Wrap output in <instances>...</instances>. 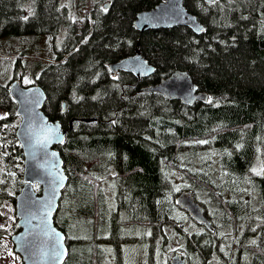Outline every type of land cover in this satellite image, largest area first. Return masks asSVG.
Returning <instances> with one entry per match:
<instances>
[{"label": "trees", "instance_id": "obj_1", "mask_svg": "<svg viewBox=\"0 0 264 264\" xmlns=\"http://www.w3.org/2000/svg\"><path fill=\"white\" fill-rule=\"evenodd\" d=\"M106 1L87 0L80 8L91 18L80 21L61 0H0V36L66 33L51 62L28 67L32 86L47 95L44 113L67 131L57 150L69 184L55 214L67 239L65 264H95L96 249L108 259L121 249L119 233L151 230L165 249L176 240L168 264L178 253L189 264H264V0H185L205 27L200 36L187 27L137 31L138 14L165 0H109L104 11ZM138 50L155 74L114 77L109 66ZM16 64L20 75L0 84V210L16 205L25 186L21 118L10 92L25 72L20 58ZM177 71L190 74L207 104L140 93ZM89 119L96 121H82ZM186 191L213 230L179 208ZM69 221L94 242L73 246ZM11 230L0 228V240Z\"/></svg>", "mask_w": 264, "mask_h": 264}, {"label": "water", "instance_id": "obj_2", "mask_svg": "<svg viewBox=\"0 0 264 264\" xmlns=\"http://www.w3.org/2000/svg\"><path fill=\"white\" fill-rule=\"evenodd\" d=\"M205 1L212 4L217 0ZM110 7L111 3L104 4L105 10ZM175 27H187L198 36L205 32V27L197 17L187 10L185 0H165L152 10L140 12L135 21V28L140 33ZM109 69L114 77L122 72L138 79L150 78L156 71L140 50L134 56L111 64ZM10 92L18 105L21 122L17 137L25 156V186L16 200L17 227L20 232L12 237L15 252L22 258L23 264H65L69 255L67 239L55 224V214L69 184L63 156L57 150L65 144L67 131L60 122L50 121L44 113L47 95L41 86L23 87L16 80L11 84ZM140 93L157 94L167 100L180 101L186 106L209 102V95L200 92L190 74L184 71L175 72L158 85L144 87ZM82 121L92 123L96 119ZM70 128H73V123ZM36 184L41 187V194L35 191ZM177 204L197 224L209 230L214 229L205 209L191 192L181 193L177 197ZM58 251L62 255L57 256ZM169 264H189V260L178 253L170 259Z\"/></svg>", "mask_w": 264, "mask_h": 264}, {"label": "rangeland", "instance_id": "obj_3", "mask_svg": "<svg viewBox=\"0 0 264 264\" xmlns=\"http://www.w3.org/2000/svg\"><path fill=\"white\" fill-rule=\"evenodd\" d=\"M87 0H61V6L67 7L71 10L74 16H81L80 21L89 20L90 14L86 9H81V5H85ZM112 3L106 1L104 3ZM92 3V2H91ZM103 5V4H102ZM82 6V7H83ZM81 10L83 12L81 13ZM82 22H80V28ZM66 33L62 30L57 36L43 35V36H0V84L9 85V83L15 78L17 73L16 60L21 59L20 72L24 73L22 78V84L25 87H29L34 84V78L32 73L29 72L28 67L36 59H42L46 62H51L56 56L55 51L61 48ZM26 70V71H25ZM6 114L0 110V118ZM177 190V189H176ZM112 197V194H110ZM110 204L112 205V198ZM15 205L6 203L0 210V228L4 230H11L16 223V210ZM69 240L72 245L82 244L87 241L94 242L93 236L87 234L86 231L80 230V235H76L75 231L79 228V225L73 221L68 223ZM167 231L168 239H174V235ZM119 233V246L121 249H117L115 252L113 249L108 251V259L105 252L99 253L96 249V262L95 264H168L169 253L177 250L178 246L176 240L171 241L170 245L165 249L163 243L164 238L162 235L154 236L153 231L138 232L137 234L130 236L127 232ZM130 234V233H129ZM13 230L8 232V235L0 240V264H23L21 257L15 252L14 244L11 237ZM107 238V236L103 237ZM100 240V238H99ZM102 245V244H100Z\"/></svg>", "mask_w": 264, "mask_h": 264}, {"label": "snow or ice", "instance_id": "obj_4", "mask_svg": "<svg viewBox=\"0 0 264 264\" xmlns=\"http://www.w3.org/2000/svg\"><path fill=\"white\" fill-rule=\"evenodd\" d=\"M56 255H57V256H60V255H62V253L58 251V252L56 253Z\"/></svg>", "mask_w": 264, "mask_h": 264}, {"label": "bare ground", "instance_id": "obj_5", "mask_svg": "<svg viewBox=\"0 0 264 264\" xmlns=\"http://www.w3.org/2000/svg\"><path fill=\"white\" fill-rule=\"evenodd\" d=\"M138 51H139V50H138ZM138 51H137V52H138ZM137 52H136V54H137ZM136 54H135V55H136ZM141 54H142V53H141ZM187 259H188V258H187Z\"/></svg>", "mask_w": 264, "mask_h": 264}, {"label": "flooded vegetation", "instance_id": "obj_6", "mask_svg": "<svg viewBox=\"0 0 264 264\" xmlns=\"http://www.w3.org/2000/svg\"><path fill=\"white\" fill-rule=\"evenodd\" d=\"M104 11H108V10H104Z\"/></svg>", "mask_w": 264, "mask_h": 264}]
</instances>
